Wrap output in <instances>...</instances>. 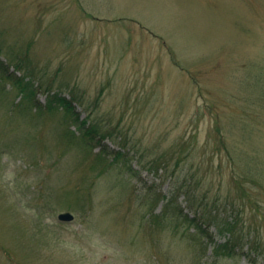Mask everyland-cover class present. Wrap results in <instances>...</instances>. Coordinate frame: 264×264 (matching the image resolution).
Masks as SVG:
<instances>
[{
    "label": "rangeland",
    "instance_id": "374dc122",
    "mask_svg": "<svg viewBox=\"0 0 264 264\" xmlns=\"http://www.w3.org/2000/svg\"><path fill=\"white\" fill-rule=\"evenodd\" d=\"M0 61L30 79L39 105L61 92L110 134L109 150L129 151L124 167L99 160V147L68 138L76 129L59 108L36 112L0 79V264H248L212 257L171 189L195 173L196 193L220 209L236 196L225 158L203 151L218 117L249 157L236 173L256 171L260 188L243 185L264 213V0H0ZM175 143L196 156L173 177L172 160L149 171ZM65 212L72 221L58 219Z\"/></svg>",
    "mask_w": 264,
    "mask_h": 264
},
{
    "label": "trees",
    "instance_id": "16d2710c",
    "mask_svg": "<svg viewBox=\"0 0 264 264\" xmlns=\"http://www.w3.org/2000/svg\"><path fill=\"white\" fill-rule=\"evenodd\" d=\"M18 67L19 66H16V71H20L17 69ZM0 79L11 82L15 86V89L22 94L24 102L27 104L30 103V108L34 109L36 112L37 110L53 112L58 111L59 108L64 115L63 121L68 120L76 129V131H71L70 134L66 132L73 144H80L83 148L88 150H91V147H99V151L96 154L97 158H99V160L104 159V161L110 158L108 165L112 167L115 165L124 167L126 165L122 164L121 160L128 154L125 152L129 151L124 147L116 151L109 150L104 143V139L110 137V134L102 132L100 125L97 122L94 123V120L90 121V117L80 119L73 105L74 100L66 98L61 92H49L46 96L45 104L39 105L38 100L34 99L35 91L30 79L24 75L17 76L15 72H10L8 66L1 61ZM245 82L246 81H244V84H247ZM95 103H98L97 100ZM219 120L218 117H215L213 120V147L210 150V138L207 136L204 147L205 150L203 151L204 153L208 151L212 158L221 155L225 158L230 169L231 178L229 182L235 185L236 196L234 198L227 196L225 202L222 204L224 208L220 209L219 207L221 204L218 203L220 201L219 197H209L208 193L200 187V193H196L195 190L202 181V177L199 180L196 175L195 177L197 180L196 183H194L195 186H193L191 183L195 173L191 174L189 180H177L175 184H173L174 186L171 192L172 195H176V193L185 195L189 208L188 213H194V216L190 217L187 213L180 217L187 225L186 227H188V229L193 228L198 238L204 240V243H206L205 245L212 246L210 254L212 257L231 260L239 256H245L248 259V264H264V213L261 211L262 205L260 202L258 203L256 195H250L243 185L244 182L250 181L254 187L260 188V183L251 181L252 178H254V174L256 175V171L254 168L252 173L249 171L251 167L248 165V161V172L243 175L236 173L238 160H247L249 157L244 151H235L236 149L232 147L229 141L231 137L230 130L227 131ZM238 125L242 131L243 128H245L246 122L242 120ZM242 135L246 136L247 133L243 131ZM192 140L193 142L196 141V136H192ZM182 144L183 143H175L172 145L176 147V151L170 150V158L162 152L157 158L150 161L148 165L146 164V167L155 174H158L160 170L165 173L168 170L169 161L172 160L173 169L171 171V176L173 177L177 171L180 173L183 168L180 163L185 162L188 158L193 159L196 156L193 147L190 148V143L185 150L181 148ZM253 166L262 169L255 155L253 156ZM127 173L132 177H135L136 174L135 172L133 173V169L129 166L127 167ZM236 199L242 200L241 202L243 203L242 206L244 209L239 208V210H237L234 207L235 204H238L235 201ZM163 206H165V208L168 207V210L170 206V212H173L172 215L175 217L176 221L181 220L178 214H182V212L177 211V206H175L173 202L167 200ZM246 207L251 209V213L245 210ZM211 228L214 230L213 232L210 231ZM216 234L224 237L223 243H217L214 240Z\"/></svg>",
    "mask_w": 264,
    "mask_h": 264
},
{
    "label": "water",
    "instance_id": "95a60500",
    "mask_svg": "<svg viewBox=\"0 0 264 264\" xmlns=\"http://www.w3.org/2000/svg\"><path fill=\"white\" fill-rule=\"evenodd\" d=\"M58 219L60 221L69 222V221H72L73 220V215H71L68 212L61 213V214L58 215Z\"/></svg>",
    "mask_w": 264,
    "mask_h": 264
}]
</instances>
